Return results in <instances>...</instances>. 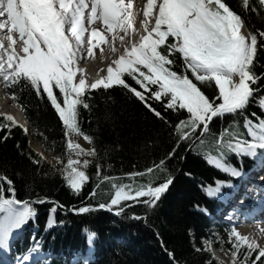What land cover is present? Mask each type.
Masks as SVG:
<instances>
[{
    "label": "snow or ice",
    "instance_id": "snow-or-ice-1",
    "mask_svg": "<svg viewBox=\"0 0 264 264\" xmlns=\"http://www.w3.org/2000/svg\"><path fill=\"white\" fill-rule=\"evenodd\" d=\"M258 3L264 9V0ZM242 9L258 11L250 0H242ZM105 45L111 59L93 82L86 83L83 69L77 65L85 52L92 57L95 48L100 47L103 55ZM261 50L264 31L247 30L242 17L225 0H0V81L6 89L34 91L41 99L46 95L64 126L65 137L83 136L90 144L93 138L83 132L79 122L80 108L91 111L93 90L102 88L107 93L116 87L126 90L165 124L168 121L149 101L162 102L165 111L178 113L174 137L177 148L182 144L194 148L197 141L203 144L201 137L211 133L216 118L226 114L243 116L247 106L257 99L264 109V98L259 96L264 89V73L256 70ZM179 61L182 63L178 65ZM177 66L182 69L179 74ZM126 77L143 91L126 82ZM201 86L211 89L209 94ZM54 89L59 90V96ZM3 119L9 129L16 125L11 115L5 114ZM244 126L253 142L240 141L227 148L256 157L258 149L264 150V121L257 125L246 118ZM67 148L76 158L70 154L66 164L61 162L63 178L79 195L87 180L83 169L89 166L87 159L81 162L79 157L97 153L94 148L85 151L71 140ZM175 152L174 148L166 158L171 159ZM32 163L40 161L32 159ZM209 163L232 177L241 176L240 171L219 160ZM156 169L165 171L166 160L154 162L144 172L130 173V178L153 174ZM0 183L7 185L0 187V249L8 251L14 231L36 216L33 205L45 204L46 200L39 195L33 201H20L14 195L6 198V191L15 194L13 181L0 175ZM172 183L169 175L158 186L151 182L113 184L116 191L111 203L99 207L111 212L117 206V216L124 212L121 201L154 208ZM220 191L219 186L209 187L206 194L213 197ZM72 211L83 214L92 209L84 206ZM56 212V207L50 208V213ZM230 235L234 257L245 249L240 264H264V245L241 235L234 227ZM253 253L254 259H250ZM27 261V255L17 258V264Z\"/></svg>",
    "mask_w": 264,
    "mask_h": 264
},
{
    "label": "trees",
    "instance_id": "trees-1",
    "mask_svg": "<svg viewBox=\"0 0 264 264\" xmlns=\"http://www.w3.org/2000/svg\"><path fill=\"white\" fill-rule=\"evenodd\" d=\"M225 2L242 17L247 30L264 31V9H260L258 0H250L252 6L258 8L257 12L243 10L242 0ZM180 63L182 61L178 65ZM176 70L178 74L182 71L179 66ZM256 70L258 74L264 73V50L258 53ZM125 79L143 91L130 78ZM201 87L205 94L211 91ZM5 90L20 105L35 141L46 154L59 160L55 166L46 163L30 148L25 131L18 125L9 129L8 122L0 115V175L13 181L16 199L33 201L39 195L46 200L45 204L33 205L37 214L30 219V225L37 228L34 248L58 253L51 264H67L59 253L67 257L72 250L90 251L95 261L89 264H220L203 245L207 239L205 214L210 212L219 194L233 185L234 179L209 160H219L236 170L251 163L255 157L232 152L227 145L253 142L244 124L246 118L257 125L264 121L259 99L247 106L243 116L226 114L216 118L211 133L201 137L203 144L197 141L194 148L188 144L177 148L174 137L178 113L165 111L162 102L149 101L168 121L165 124L126 90L118 87L107 93L102 88L93 90L91 111L81 107L79 122L83 132L93 138L90 145L97 154L87 159L89 166L83 169L87 180L77 195L63 178L61 162L67 163L69 150L64 126L46 95L41 99L34 91H21L19 87ZM54 94L59 96V90L54 89ZM259 96L264 98V89ZM183 118H187L186 111ZM174 148L175 154L167 159ZM32 159L40 163L34 165ZM161 159L166 160L165 171L156 169L153 174L130 178V173L144 172ZM169 175L173 183L154 208L122 201L124 212L117 216V207L111 212L99 207L101 203L108 205L115 196L113 184L147 185L151 182L158 186ZM105 176L109 179L105 180ZM218 181L222 183L218 185ZM218 186L221 189L218 195L206 194L209 187ZM0 187L7 188V185L0 183ZM5 197L11 198L10 193L6 191ZM84 206L92 211L83 214L72 211ZM51 207H56L57 212L50 213ZM228 229L222 233L227 246L232 248ZM118 237L125 242H117ZM28 246V239L20 240L14 249L21 251ZM254 257L255 253L250 259Z\"/></svg>",
    "mask_w": 264,
    "mask_h": 264
},
{
    "label": "bare ground",
    "instance_id": "bare-ground-1",
    "mask_svg": "<svg viewBox=\"0 0 264 264\" xmlns=\"http://www.w3.org/2000/svg\"><path fill=\"white\" fill-rule=\"evenodd\" d=\"M134 3H135V0H134ZM4 43L7 44L8 42L5 40ZM116 46L120 47L119 41H116ZM102 47L104 49L103 55H101V48L100 47L95 48L93 50V56L92 57H87L86 52H85L84 59H82L80 61V63L77 65L78 68L83 69V75L86 79V83L93 82L97 78V73L99 72V70L101 68H104L106 66V64L111 59V54H109L107 52V46L105 45ZM79 75H80V73L78 72V76ZM18 110H20V109H18V106L17 105L15 106L8 99L7 95H6V100L0 98V113L2 115H5V114L11 115L14 118H17L19 121L25 122L23 117H21L22 119L20 118V115L23 113L19 114ZM17 123L19 125L20 124L23 125L22 123H19V122H17ZM24 128L29 130V128H30L29 124L25 125ZM27 136H31L33 138L32 134H31V130H30V134H27ZM32 138H30V141H32ZM73 139H74V137H73ZM34 141H35V139H34ZM74 141H75V139H74ZM35 142H33L32 145H34ZM260 187H264V184H260ZM239 222H241V221H239ZM253 222L255 223V220ZM257 222H260V221H257ZM261 229H264V222L262 225H259L256 227H250V225H246L243 223L236 224V231L237 232H239L243 236H248L250 239H255L258 244L264 245V232H262ZM12 238H13V235L10 237V240H12ZM6 254H7V251L0 249V256H2V260H3V258H5ZM24 263H27V262H24ZM1 264H9V263L1 261Z\"/></svg>",
    "mask_w": 264,
    "mask_h": 264
},
{
    "label": "rangeland",
    "instance_id": "rangeland-1",
    "mask_svg": "<svg viewBox=\"0 0 264 264\" xmlns=\"http://www.w3.org/2000/svg\"><path fill=\"white\" fill-rule=\"evenodd\" d=\"M213 86H214V85H213ZM3 88H4L3 86L0 87V96H1L0 98L6 100V94L4 93ZM8 99H9V100H10L15 106H16V105L18 106V104H17V103H14V101H12L10 98H8ZM18 109H19V108H18ZM18 112H19V114L22 113L20 110H18ZM0 114H1V113H0ZM1 116L3 117L4 115L1 114ZM21 117L24 118L25 122L19 121L17 118H14V117H13V118L15 119L16 123L19 122V123L24 124V126L27 125V122H26V118H25V116H24L23 114H21V115H20V118H21ZM21 119H22V118H21ZM17 124H18V123H17ZM28 124H29V123H28ZM20 125H21V124H20ZM29 126H30V125H29ZM24 129L27 130L26 128H24ZM30 130H31V134H32V129H31V127L29 128V130L26 131L27 134H30ZM64 137H65V135H64ZM73 137H74L75 141H74ZM30 138H32V137H31V136H28V139H27V140H29L28 143H30V144H29L30 148H31L32 150L34 149V150H33L34 153H36V154H37L41 159H43L46 163L55 166V165L57 164V162L59 161L58 158L55 157V156H51V155L46 154L45 151L42 149V147H41L37 142H35L33 138H32V141H30ZM69 140H71L73 143L79 144V146H80L81 148L85 149V151H89V150L92 149L90 143H89L88 141L84 140L83 137H80V136H77V135H72V136H70V137H65V141H66V143H68ZM33 142H35L34 145H32ZM33 146H34V147H33ZM70 154L72 155V158H76L75 155H74V153H70V152H69V154H68V158H69V155H70ZM81 157H82L83 159H89V158H90V156H81ZM79 159H80V157H79ZM80 160H81V159H80ZM121 202H122V201H121ZM116 207H117V206H113V210L116 209ZM28 224H29V221H27L26 224L23 225L22 227L24 228V227H26ZM34 231H36V230H34ZM14 232H15V231H14ZM15 233H17V231H16ZM32 238H33V237H32ZM212 248H213V247H212L210 244H206V249L209 250V251H211L212 253H215V251L212 250ZM33 250H34V249H33ZM37 250H38V249H37ZM244 251H245V249L242 248L238 253H236V254H237L236 257H234L233 255H231L230 253H224L223 251H221L220 253H217L218 256H220V258H219V259H220L219 262H220V264H240V262L243 261ZM38 255H39L38 257L40 258V261H41V259H43V260H42L43 262L45 261V259L47 260V258L44 259L45 255H42V254H38ZM45 262H46V261H45Z\"/></svg>",
    "mask_w": 264,
    "mask_h": 264
},
{
    "label": "water",
    "instance_id": "water-1",
    "mask_svg": "<svg viewBox=\"0 0 264 264\" xmlns=\"http://www.w3.org/2000/svg\"><path fill=\"white\" fill-rule=\"evenodd\" d=\"M15 103V102H14ZM18 108L20 109V111L22 110L21 109V107L18 105ZM26 122H27V124L29 123L27 120H26ZM20 127L22 128V129H24V124L23 125H20ZM111 203V201L108 203V204H110Z\"/></svg>",
    "mask_w": 264,
    "mask_h": 264
}]
</instances>
